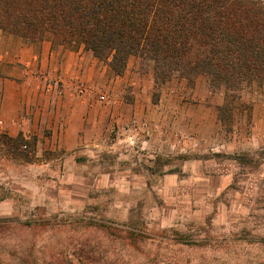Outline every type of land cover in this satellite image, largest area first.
<instances>
[{
  "label": "crops",
  "instance_id": "0c3cea01",
  "mask_svg": "<svg viewBox=\"0 0 264 264\" xmlns=\"http://www.w3.org/2000/svg\"><path fill=\"white\" fill-rule=\"evenodd\" d=\"M129 62L123 75L114 77L83 48L73 51L46 40L27 43L0 29V130L64 152L36 187L40 203L72 210L101 204L124 218L140 209L161 227L212 212L213 200L232 185L231 165L217 156L182 159L168 168L153 164L164 148L185 156L193 142L199 146L203 140L218 139L215 111L224 102L222 91L212 90L206 76L193 85L174 77L153 102V74L141 83L137 66ZM55 82L61 94L46 89ZM78 82L112 89L114 95L127 85L134 91L129 100L121 93L109 102L99 101L97 93L80 95ZM259 96L251 108L254 132L264 122V95ZM246 122L242 114L235 119L232 130L239 139H226L218 146L220 152L241 149L253 140L238 129ZM134 141L138 157L128 153ZM147 147L150 152L140 150ZM145 160L151 163L146 168L127 166ZM111 161L123 166L113 171Z\"/></svg>",
  "mask_w": 264,
  "mask_h": 264
},
{
  "label": "rangeland",
  "instance_id": "374dc122",
  "mask_svg": "<svg viewBox=\"0 0 264 264\" xmlns=\"http://www.w3.org/2000/svg\"><path fill=\"white\" fill-rule=\"evenodd\" d=\"M129 61L134 62L132 67L137 66L139 82L143 83L153 74L150 63H143L134 56ZM164 85L154 81L153 102ZM93 88L97 89L93 94H104L108 102L121 93L129 100L134 91L129 85L123 87L122 92L117 89L115 95L112 89ZM259 95H264V82L244 85L234 110L232 125L240 114L246 116V127L243 125L238 129L254 136L243 148L220 152L218 146L226 139L239 138L237 134L234 136L232 127L222 126L216 117L217 140H203L199 146L191 142L185 156L180 152L171 154L175 151L169 152L168 148L159 152V162L153 165L161 168L178 164L182 159L217 156L218 161H226L234 169L230 189L213 200L212 212L165 227L145 218L140 209L124 218L114 216L101 204L88 210H72L40 203L36 187L64 152L43 147L31 137L25 139L26 145L13 154L1 139L9 136L0 130V264H20L21 261L49 264L54 259L47 246L62 248L70 245L79 249L89 241L114 247L112 256L119 254L118 258H121L117 264H264V122L260 131L254 132L251 111L250 118L247 116L253 100ZM143 135L149 137L147 133ZM112 136L116 137V134L112 133ZM138 150L134 141L129 145L128 153L138 157ZM140 150L151 151L148 147ZM138 163L140 165L127 166L134 169L151 165L146 160ZM110 165L113 171L114 167L120 169L123 166L118 161H111Z\"/></svg>",
  "mask_w": 264,
  "mask_h": 264
},
{
  "label": "trees",
  "instance_id": "16d2710c",
  "mask_svg": "<svg viewBox=\"0 0 264 264\" xmlns=\"http://www.w3.org/2000/svg\"><path fill=\"white\" fill-rule=\"evenodd\" d=\"M0 29L27 43L83 48L114 77L123 75L133 56L152 65L160 86L174 77L193 85L206 76L212 90L223 92L216 117L228 129L242 87L264 82V3L259 0H0ZM1 139L13 154L26 145L22 135ZM47 250L54 259L49 264L121 259L101 242Z\"/></svg>",
  "mask_w": 264,
  "mask_h": 264
},
{
  "label": "built area",
  "instance_id": "2783aa9c",
  "mask_svg": "<svg viewBox=\"0 0 264 264\" xmlns=\"http://www.w3.org/2000/svg\"><path fill=\"white\" fill-rule=\"evenodd\" d=\"M76 85H77L76 90L80 95L93 93V92H96V90H97L96 88H93V87H86L81 82H78ZM46 89L49 91L55 90L57 94H61V91H62L61 86H59V84H56V82L54 84H48ZM98 100L99 101H106L105 95L104 94H98Z\"/></svg>",
  "mask_w": 264,
  "mask_h": 264
}]
</instances>
